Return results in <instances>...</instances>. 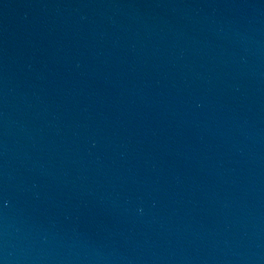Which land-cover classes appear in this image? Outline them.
<instances>
[{
  "label": "water",
  "instance_id": "95a60500",
  "mask_svg": "<svg viewBox=\"0 0 264 264\" xmlns=\"http://www.w3.org/2000/svg\"><path fill=\"white\" fill-rule=\"evenodd\" d=\"M0 264H264V0H0Z\"/></svg>",
  "mask_w": 264,
  "mask_h": 264
}]
</instances>
